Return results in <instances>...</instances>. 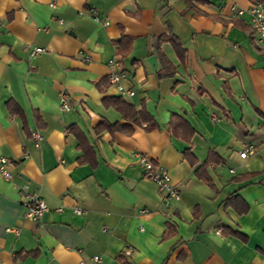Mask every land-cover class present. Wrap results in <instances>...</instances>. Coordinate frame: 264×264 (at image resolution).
Here are the masks:
<instances>
[{
    "label": "crops",
    "instance_id": "0c3cea01",
    "mask_svg": "<svg viewBox=\"0 0 264 264\" xmlns=\"http://www.w3.org/2000/svg\"><path fill=\"white\" fill-rule=\"evenodd\" d=\"M251 1L0 0V156L12 175L0 176V264H264V41L247 14L228 17ZM170 35L183 62L159 42ZM113 59L131 95L108 85ZM111 96L158 127H99L125 123ZM173 116L193 129L188 141L170 132ZM136 154L167 169L178 200L163 203ZM21 189L45 200L38 219L24 216Z\"/></svg>",
    "mask_w": 264,
    "mask_h": 264
},
{
    "label": "built area",
    "instance_id": "2783aa9c",
    "mask_svg": "<svg viewBox=\"0 0 264 264\" xmlns=\"http://www.w3.org/2000/svg\"><path fill=\"white\" fill-rule=\"evenodd\" d=\"M247 14L249 17V25L251 30L256 35L258 41H264V7L262 3L256 1H251L246 8L238 7L232 5L230 7L229 20L234 21L235 19ZM104 24H108L105 22ZM44 49L41 47L32 48L29 52L30 55H36L43 52ZM85 61H89L90 57L87 54L80 52ZM119 62L115 59L108 62L109 72L108 81L109 84L115 87L121 94L131 95V91H126L121 84V78H123L124 73L121 70H117ZM60 108L62 111H67L70 109V104L67 101V95L65 92L59 94ZM30 137L35 146H39L43 137L37 130L31 129L29 131ZM255 148L252 145L247 146L244 150L239 153L241 158H245L249 154L254 153ZM138 161L142 168V175L144 178L152 181L162 193V201L165 205H169L171 201L178 200L180 198V192L176 185L172 184L170 181V176L166 168L155 165L153 161L149 160L147 157L136 154ZM27 157V155H25ZM10 162L7 158L0 156V176L6 180H10L12 175L9 171ZM24 194L23 205L25 207L24 216L32 220L38 219L47 209L48 206L45 200L36 193H28L21 189ZM77 214H81L82 211L79 208H74ZM141 210L140 213H144ZM15 231V229H9L8 231ZM216 233H222V229H217ZM130 248L124 251V254L129 255ZM92 261L95 264L101 263V258L99 256H93ZM78 264H87L85 261H80Z\"/></svg>",
    "mask_w": 264,
    "mask_h": 264
},
{
    "label": "trees",
    "instance_id": "16d2710c",
    "mask_svg": "<svg viewBox=\"0 0 264 264\" xmlns=\"http://www.w3.org/2000/svg\"><path fill=\"white\" fill-rule=\"evenodd\" d=\"M254 1L264 4V0H254ZM164 40L170 43V45L174 49L178 58L183 62L184 57H185V50L182 47L181 43L173 35L167 36L166 38L164 37L159 38V42L164 41ZM127 43H130V39L123 36L121 40L118 42V48L116 52L122 54V51H124L123 50L124 45L126 46ZM107 83L109 85L108 80H107ZM103 103L107 106L113 107L117 112H119V114L125 121V123L123 124L118 123L117 121L114 123H109V124L102 123L101 126L99 127L103 129L106 128L110 132L114 130H122L125 132H131L132 125H142L143 123H145L144 128L147 130L155 129L158 127V124L156 123L154 118L148 113V111L143 105H141L139 108H136L132 104L126 102L122 96L106 97L103 99ZM9 108L11 110V113L13 114L20 113L14 105H9ZM177 127H180L183 133L182 137L188 141L193 134V129L189 126V124L183 118L173 116L170 120L168 128L171 133L176 135ZM69 129L74 130L73 126H70ZM76 135L79 138V144L81 145L82 136L78 133ZM183 153L185 156H188L189 154H191L189 149L184 150ZM200 168H203V167H200ZM200 168L196 170L197 173H199ZM203 179L205 181H208V178L206 176H203ZM236 200H237L236 196L231 195L225 200V205H232L235 207ZM245 210H247L246 204H245L243 211ZM122 264H126V263L123 262Z\"/></svg>",
    "mask_w": 264,
    "mask_h": 264
},
{
    "label": "water",
    "instance_id": "95a60500",
    "mask_svg": "<svg viewBox=\"0 0 264 264\" xmlns=\"http://www.w3.org/2000/svg\"><path fill=\"white\" fill-rule=\"evenodd\" d=\"M148 61H149L151 64H154V63H155L154 56H150V57L148 58Z\"/></svg>",
    "mask_w": 264,
    "mask_h": 264
}]
</instances>
